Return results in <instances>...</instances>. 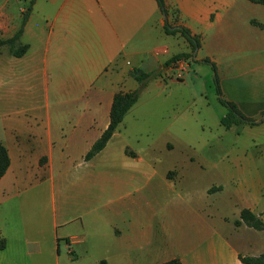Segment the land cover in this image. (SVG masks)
I'll list each match as a JSON object with an SVG mask.
<instances>
[{
  "label": "crops",
  "instance_id": "obj_1",
  "mask_svg": "<svg viewBox=\"0 0 264 264\" xmlns=\"http://www.w3.org/2000/svg\"><path fill=\"white\" fill-rule=\"evenodd\" d=\"M164 2L168 24L198 38L195 51L179 33L165 32L155 0H0L2 41L18 33L28 11L18 41L26 52L15 57L0 46V143L10 158L0 179L6 240L0 264H242L240 255L264 253V231L235 225L245 209L264 222V121L242 125L238 140L221 154L220 182L205 191L222 200L171 206L163 217L136 215L133 165H94L113 138L129 136L126 124L137 119L139 101L106 147L84 161L109 125L117 93L154 89L172 108H196L203 93L197 72L203 65L211 69L204 60L215 65L224 99L248 118L264 112V5ZM180 54L192 58L183 82L169 73ZM136 69L155 78L140 87L131 74ZM185 83L187 97L177 87ZM223 117L216 114L214 121ZM183 124L174 117L168 126L167 149L185 137ZM123 159L138 160L125 150ZM168 173L166 180L177 175Z\"/></svg>",
  "mask_w": 264,
  "mask_h": 264
},
{
  "label": "rangeland",
  "instance_id": "obj_2",
  "mask_svg": "<svg viewBox=\"0 0 264 264\" xmlns=\"http://www.w3.org/2000/svg\"><path fill=\"white\" fill-rule=\"evenodd\" d=\"M200 67L197 72L201 81L198 88L203 93L201 97L197 96L196 108L188 110L185 103H182L181 108H172L169 100L156 97L154 89H151L138 98L139 115L137 119L126 124L129 136L115 137L111 141L108 152L112 158L105 152L94 162L99 168L113 165L134 166L138 172L133 194L136 200V215L163 217L171 206H203L222 200L221 196H207L205 190L220 182L219 177L225 163L221 154L233 141L238 140L237 132L242 130V125L226 128L214 121L216 114L225 116L227 110L216 101L211 69L207 65ZM187 83L177 86L182 89L185 97L189 95L190 89ZM207 102L209 107L201 111V106ZM174 117L184 123L182 128L185 137L172 141V148L167 149L169 139L166 134ZM2 131L0 124V134ZM242 136L244 135H241L240 142ZM124 150L128 155L137 156L138 160L132 161L133 163L125 162ZM167 173L170 177L177 175L171 180H166Z\"/></svg>",
  "mask_w": 264,
  "mask_h": 264
},
{
  "label": "trees",
  "instance_id": "obj_3",
  "mask_svg": "<svg viewBox=\"0 0 264 264\" xmlns=\"http://www.w3.org/2000/svg\"><path fill=\"white\" fill-rule=\"evenodd\" d=\"M160 13L165 19L164 30L167 34L179 33L191 46L192 52L199 47V40L197 37H192L190 33L182 27H171L167 22L168 11L165 5L164 0H155ZM251 3L264 5V0H248ZM28 18V11L24 13L22 19V26L18 33L10 40L2 41L0 40V46L8 45L10 52L15 57H21L27 50V46H23L18 43L20 36L23 31V27ZM190 57L187 54H180L174 57L171 61H175L182 58ZM203 63L208 64L213 73H214V86L215 92L218 98V102L227 110L226 115L221 119L220 124L226 128H230L233 125H248L256 126L264 121V112L261 115L254 119L244 116L237 108V106L227 101L222 97V92L219 86V80L217 76L216 67L209 60H204ZM132 76L140 84V87H144L147 81L155 78L153 74L145 73L141 70L132 71ZM139 90L130 92V93H117L112 102L109 115V125L107 129L102 133V135L96 140L92 145L91 149L87 152L84 157V161H89L98 155L108 144L113 134L115 133L118 126L123 121L124 117L128 112L135 106L139 98ZM10 166V158L6 147L0 143V179L6 174ZM218 190L219 188H215ZM241 224L246 225L247 227L253 228L255 230L264 231V222L260 220L256 215H254L249 210H242L240 213V220L235 221L236 226ZM6 248V240L0 235V251ZM239 260L242 264H264V253L258 257H248V256H239ZM99 264H105L104 261H101ZM160 264H182L178 259H172Z\"/></svg>",
  "mask_w": 264,
  "mask_h": 264
},
{
  "label": "built area",
  "instance_id": "obj_4",
  "mask_svg": "<svg viewBox=\"0 0 264 264\" xmlns=\"http://www.w3.org/2000/svg\"><path fill=\"white\" fill-rule=\"evenodd\" d=\"M192 58H182L169 63V73L171 78L177 82H183L190 72Z\"/></svg>",
  "mask_w": 264,
  "mask_h": 264
}]
</instances>
